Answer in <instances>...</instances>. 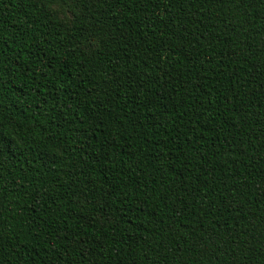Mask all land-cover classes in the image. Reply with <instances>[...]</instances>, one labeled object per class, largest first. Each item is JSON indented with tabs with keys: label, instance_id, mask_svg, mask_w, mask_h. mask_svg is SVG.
I'll list each match as a JSON object with an SVG mask.
<instances>
[{
	"label": "trees",
	"instance_id": "16d2710c",
	"mask_svg": "<svg viewBox=\"0 0 264 264\" xmlns=\"http://www.w3.org/2000/svg\"><path fill=\"white\" fill-rule=\"evenodd\" d=\"M0 264H264V0H0Z\"/></svg>",
	"mask_w": 264,
	"mask_h": 264
},
{
	"label": "rangeland",
	"instance_id": "374dc122",
	"mask_svg": "<svg viewBox=\"0 0 264 264\" xmlns=\"http://www.w3.org/2000/svg\"><path fill=\"white\" fill-rule=\"evenodd\" d=\"M57 12L58 17L64 21L68 22L71 18L70 9L67 5H58L54 8Z\"/></svg>",
	"mask_w": 264,
	"mask_h": 264
}]
</instances>
